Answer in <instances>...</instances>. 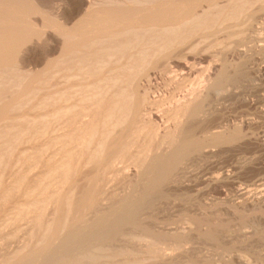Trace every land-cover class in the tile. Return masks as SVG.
Wrapping results in <instances>:
<instances>
[{
	"label": "rangeland",
	"instance_id": "obj_1",
	"mask_svg": "<svg viewBox=\"0 0 264 264\" xmlns=\"http://www.w3.org/2000/svg\"><path fill=\"white\" fill-rule=\"evenodd\" d=\"M230 1L172 0L213 20L183 42L141 43L147 55L113 57L99 75L73 63L75 40L62 55L67 35L94 25L91 0L76 11L44 0L23 18L0 6L14 31L0 40V264H40L77 245L71 232L103 237L89 244L93 257L68 264H264V0L238 15L220 11ZM134 64L137 93L125 70ZM212 80L220 84L184 124L181 149L162 136L178 122L172 108ZM96 85L109 94L100 106ZM124 91L134 98L123 114L102 122Z\"/></svg>",
	"mask_w": 264,
	"mask_h": 264
},
{
	"label": "bare ground",
	"instance_id": "obj_2",
	"mask_svg": "<svg viewBox=\"0 0 264 264\" xmlns=\"http://www.w3.org/2000/svg\"><path fill=\"white\" fill-rule=\"evenodd\" d=\"M86 1L87 0H71L70 6L68 8L71 11L80 10L83 7V5L86 3ZM171 1L172 0H91L92 9H94V12L96 10L97 13L99 14L98 15L96 13L98 16V19L96 18L97 16H95L96 20L94 18L95 21L94 20L92 21V22H94V25L92 23L91 24L92 27H89V28L87 27L88 29L85 31V33H87V34L89 33V35L85 34V36L82 35L81 37H76V38H73V37H75L73 35H67L65 37L66 40L64 39L65 45L63 44L64 45V51H63L62 55H64V57L66 55H68V52H67L68 48H70L71 43H73L71 41L75 40L76 41L75 42V50L73 52L75 56H74V58H72L73 63H75V65L78 67V69L79 68L82 69V67L85 65V62H87V61H89L90 63L92 62L93 63L92 68L95 70V73L97 75H99V73H101V71L103 70L105 65H107V63H111V61L114 59L113 57L117 58L116 60H119L121 57L123 59L124 56L127 57L128 55H130V56H134V54H135V56L137 54H139V56L147 55L148 54L146 51L147 49L146 50L144 48H142V49L140 48L141 50L137 49V47L140 46L141 43H145V46H148L147 45L148 43L155 45V43L158 41L165 42L164 45H166V43H170V45H172L171 43H173V42H174V44H176L175 42L182 41V40L185 41L186 39H188V37L190 39L191 38L190 36L195 34L196 30H198L199 27L201 28V24L205 20H206V22H208V21L211 22L209 19L213 20L212 17L207 20L206 13L205 14L203 13L204 15L203 14L202 15L195 14L192 16L184 15V13L181 14L178 11H175L176 10V4L174 2H171ZM251 1H257V0H234V1L231 0L230 3L228 2V5L227 4L226 5L224 4L225 6L221 5L220 11H223V10L225 11V8H227V7H234V8H236V10L234 9V12L238 15L239 10H242L241 8H243L246 3H250ZM0 6L4 7V8L7 7L8 9H10L11 12H13L17 15H24V13H26V11H40V10H42L45 7V3H44V0H0ZM219 6H220V4L218 6H215V7H219ZM24 10H26V11L24 13H22V11H24ZM187 12H188V10H187ZM187 12H185V13H187ZM190 12H191V9H190ZM127 14H129L130 16L127 17L128 16ZM207 14H208L207 16L210 17L209 13H207ZM26 15L27 14H25L24 16H18V17L23 18ZM9 17H4V16L0 17V40L10 38L12 35H14V31L11 27V23L13 22V20L10 19L11 17L10 18ZM206 22H204V23H206ZM202 25H204V24H202ZM204 27H202V28H204ZM163 42H161V43H163ZM83 44L85 45V48H83V49L79 48L80 45H83ZM151 44H149V45H151ZM84 45L82 47H84ZM72 47H74V46H72ZM147 48H149V47H147ZM133 49H137V50H133ZM133 51H135V52H133ZM130 58L132 59V57H130ZM121 60H119V61L121 62ZM119 61H118V63H119ZM132 62H134V59ZM135 62H136V60H135ZM185 66H187V65H185ZM216 67H217V65H216ZM216 67H215V72H214V73H216L215 77L213 75L214 79L216 77H218L219 74L222 73V71L217 70ZM125 70L131 71V76L130 77L128 76L130 78L129 81L131 82L129 84H132L133 91H135L137 93L139 91V89H138L139 86L137 84V74H138V71L140 70L139 67L136 64H134L132 66L131 65L128 66V68H125ZM95 73H93V74H95ZM102 73H103V71H102ZM110 78H112V77H110ZM107 79H109V78H107ZM107 79H106V81H107ZM111 80H110V82H111ZM127 80L128 79H126V81ZM209 80H210V77H209ZM100 82H102V81H100ZM100 82L98 81L99 84H100ZM219 82L220 81L214 82L212 80V82L209 84L203 83V85H199V86L193 88L191 90V92L189 93V96L188 95H187L188 97L185 96L184 100L178 101L177 104L172 108L173 109L172 111L174 112L173 114L176 115L175 118L177 119L178 122L175 123V125L172 128L170 127V129L165 131L162 136L164 138H167V137L171 138L172 140H174L172 142L175 143V141H176V143L178 144V147H180L181 149L184 148V146L187 142V139L190 137V133H191V132L189 133L187 131L188 129L186 131L184 130L185 128L183 129L184 124L189 119L200 114L203 107H206L205 105H207V102L209 103V99H211L210 98L211 95L217 90V88H218L217 83H219ZM116 83H118V82H116ZM102 86L100 87L99 85H96L93 88V90L96 89V91L94 92V94H95L94 97L96 100L93 99V101L95 100L97 103L96 105H98V106H100L103 102L106 101L107 95L109 96V94L107 93L108 89H106V87H105V90H107V91L104 92L105 90L102 89ZM83 87H85V86H83ZM2 89H4V88H2ZM2 89H1V91H2ZM133 91H132V94H135V93H133ZM109 92H111V91H109ZM70 97H72V96H70ZM112 97H113V100H110L112 98L109 97L110 98L109 100L111 101V104L113 105L112 106L110 104L112 109H109V111H107V113H105V115L103 114L104 117H102V120H103L102 122H107V124H108V121L115 119V117H117L119 115L117 111H119L120 109H122V110L125 109V107H126L125 104L127 105L126 102H128L127 99L129 100V98L132 96L129 97V94L124 91V92H118L117 94H115V96L112 95ZM133 98L134 97H132L131 99H133ZM147 101H148L147 95L138 98L136 105L134 107V113H133L134 114L133 116L135 117V119H138V118L140 119V117L143 115V108H144L145 104L147 103ZM100 108H102V107H100ZM127 108L129 109V107H127ZM92 109L93 108H91V110ZM96 109H98V108H96ZM98 110H101V109H98ZM130 110H131V108H130ZM102 111H104V110H102ZM84 112L83 113L81 112L78 115L77 119L79 121H81L84 116L86 117V114L88 115V113H86L87 111L85 112V114H84ZM119 112L121 113L122 111H119ZM126 113L128 114L129 112H126ZM122 114H123V112H122ZM122 114H120V115H122ZM131 114H132V112H131ZM96 115H97V112H96ZM99 115H97V116H99ZM203 115H205V114H203ZM96 117H94L93 119H95ZM100 117H101V115H100ZM153 117H151V118H153ZM181 117H183V118H181ZM120 118L121 117H119V121H120ZM97 119H98V117H97ZM91 123H95V122L93 121ZM81 127H79L81 130H83L85 128V126L83 127V120H82ZM93 131H94V129H93ZM222 137H224V136H222ZM103 146H104V143L102 145V148H103ZM105 146H107V145H105ZM173 161L174 160L171 159L168 162L169 166H171L173 164ZM171 168L172 167H169L168 171H170ZM72 174H73V172H72ZM167 174H168V172H167ZM263 196H264V194H263ZM82 198H83V196H82ZM66 202H68V201H66ZM68 203H69L68 205L70 206L71 203L70 202H68ZM82 203H84V202H82ZM81 204H80V206H81ZM72 205H73V203H72ZM71 209H72V207H71ZM71 209H67V210H71ZM260 211H261V209H260ZM71 233H72L71 234L72 236H74V235H76V237L78 236L77 238H79V240H78L79 242L78 243L76 242L77 245H73L74 247L71 246L72 247L71 249H69L70 247L69 248L67 247L68 249L67 248L64 249V248L60 247V248H62V250L59 249L56 252L54 251V253H50V254L46 255V257H44V259L42 258L43 260L40 261V264H68V263L79 262L80 259L88 258L87 255L91 251L89 248V244L94 245V243H97L99 241V239H101L103 237V234H97V235H93V236L88 237L84 233H80L79 235H77L73 232H71ZM110 233H108L106 235V237L108 235H110ZM69 234H67V235H69ZM67 235L65 237H67ZM71 235H69L68 237L71 238ZM76 237L74 236V238H76ZM67 240H68V238H67ZM64 241H66V240H64ZM73 242H69V243L71 244ZM61 243H64V242H61ZM65 244H61V245H65ZM58 246H59V244H58ZM89 256L93 257L92 253L89 254ZM92 260H93V258H92Z\"/></svg>",
	"mask_w": 264,
	"mask_h": 264
}]
</instances>
